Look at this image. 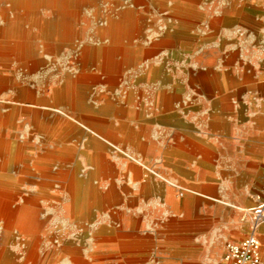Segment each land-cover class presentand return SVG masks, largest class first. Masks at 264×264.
Segmentation results:
<instances>
[{"label":"rangeland","instance_id":"obj_1","mask_svg":"<svg viewBox=\"0 0 264 264\" xmlns=\"http://www.w3.org/2000/svg\"><path fill=\"white\" fill-rule=\"evenodd\" d=\"M36 1L17 6L0 0V48L14 49L0 51V144L23 146L15 152L0 148V182L51 196L40 198L42 240L0 218V264H124L126 246L139 248V264H198L188 258L200 253L158 251L157 240L169 223L149 209L147 198L135 197L134 185L143 178H166L156 166L166 159L167 143L177 146L192 137L181 132L168 139V118L183 129L184 118H198L200 102L236 99L237 90L238 98L248 101L256 98L254 86L264 88V0ZM181 6L183 20L175 11ZM119 10L126 28L122 51L114 59H94L84 68L86 80L74 86L71 102L60 100L56 89L70 75L77 82L82 73L84 46L102 45L99 31ZM60 17L65 20L58 33L53 26ZM129 20L137 25L133 39ZM167 31L178 38L171 45L135 52ZM151 66L160 71L150 74ZM103 107L105 116L98 114ZM87 117L103 120L110 145L90 144L93 133H100ZM120 132L126 141L119 140ZM70 173L79 179L94 174L98 192L85 219H72L66 210ZM102 226L107 227L103 246ZM67 241L73 243L68 249ZM75 249L83 256L80 262L73 258Z\"/></svg>","mask_w":264,"mask_h":264},{"label":"crops","instance_id":"obj_2","mask_svg":"<svg viewBox=\"0 0 264 264\" xmlns=\"http://www.w3.org/2000/svg\"><path fill=\"white\" fill-rule=\"evenodd\" d=\"M5 1H14L17 6L25 4V0ZM187 1L178 0L177 3L184 5ZM29 2L36 4L37 1ZM175 11L181 14L178 17L183 20L186 8L181 6ZM123 15V11L119 10L118 17L99 31L101 46H84L82 55L85 63L80 67L82 73L77 82L70 75L56 89L55 94L60 100L71 102L74 86L86 80L84 68L90 66L94 59H114L122 51L120 45L126 35ZM129 16L131 20L132 17ZM64 20L60 17L53 26L58 33L63 30ZM130 20L128 35L133 39L137 25ZM182 25H178L180 29ZM171 27L176 29L175 26ZM175 39H178L176 35L167 31L158 41L152 38L150 46L140 45L135 52H154L156 47L171 45ZM2 50L14 52L12 47L0 48ZM149 71L150 74L157 73L160 69L151 66ZM259 78L260 76L255 80L258 81ZM254 93L256 98L248 101L240 100L237 90L236 99L200 102L198 118L190 120L183 117V129H176L173 118L167 119V123L171 125L166 129L170 135L168 139L181 132H187L192 137L187 138L188 141H181L177 146L174 141L168 140L166 159L156 166L165 173L166 178H143L134 185L135 197L147 198L149 209L160 214L161 220L167 219L169 223L167 229L162 231V236L165 237L157 240L158 251L200 253L198 259L188 258V261L217 264L222 261L228 243H239L251 235L249 210L264 201V88L254 86ZM78 106L79 109H85ZM106 112V107H103L98 114L105 116ZM87 118L92 129L102 134L93 133V142L90 144L97 146L102 140L110 145V131L103 120L98 117ZM197 122L202 124L201 127ZM79 131L84 132L81 129ZM119 140L126 141L121 132ZM4 147L14 152L23 148L16 141L6 146L0 144V148L4 150ZM129 165L137 168L134 163ZM88 175L89 179H79L75 173L66 175V180L69 181L64 186L67 193L66 210L72 219L87 218L94 202L92 199L98 192L95 189L97 187L92 184L94 174ZM124 184L127 185V182ZM111 193H117L115 182H112ZM43 195L51 196V193L41 189L28 191L22 185L0 182V218L10 220L14 227L23 229L28 236L42 240L45 222L41 220L43 207L40 198ZM177 214L184 216L178 220ZM106 231V226L100 227L101 234ZM104 234L98 241L102 246L105 243ZM256 236L261 243V259L264 262V225L256 232ZM64 244L68 249L66 245L73 243L67 241ZM57 251L58 246L55 245L53 258L56 262ZM72 252L75 261L83 260L80 250ZM139 253L137 246H126L124 264H139ZM98 254L100 252L96 253Z\"/></svg>","mask_w":264,"mask_h":264},{"label":"built area","instance_id":"obj_3","mask_svg":"<svg viewBox=\"0 0 264 264\" xmlns=\"http://www.w3.org/2000/svg\"><path fill=\"white\" fill-rule=\"evenodd\" d=\"M251 235L239 243H228L221 262L217 264H264L261 259V243L256 232L264 225V201L249 210Z\"/></svg>","mask_w":264,"mask_h":264},{"label":"bare ground","instance_id":"obj_4","mask_svg":"<svg viewBox=\"0 0 264 264\" xmlns=\"http://www.w3.org/2000/svg\"><path fill=\"white\" fill-rule=\"evenodd\" d=\"M33 4H34V2H33Z\"/></svg>","mask_w":264,"mask_h":264}]
</instances>
